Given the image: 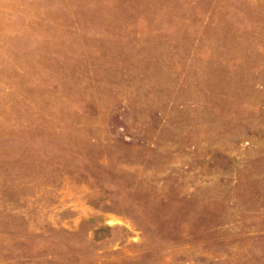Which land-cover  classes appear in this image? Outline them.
<instances>
[{
	"label": "rangeland",
	"instance_id": "rangeland-1",
	"mask_svg": "<svg viewBox=\"0 0 264 264\" xmlns=\"http://www.w3.org/2000/svg\"><path fill=\"white\" fill-rule=\"evenodd\" d=\"M0 264H264V0H0Z\"/></svg>",
	"mask_w": 264,
	"mask_h": 264
}]
</instances>
